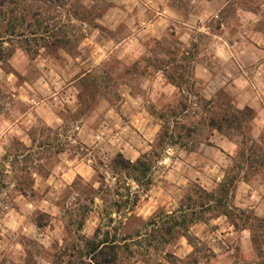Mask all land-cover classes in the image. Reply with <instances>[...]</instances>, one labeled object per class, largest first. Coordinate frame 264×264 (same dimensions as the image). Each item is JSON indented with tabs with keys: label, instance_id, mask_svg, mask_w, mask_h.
Wrapping results in <instances>:
<instances>
[{
	"label": "rangeland",
	"instance_id": "rangeland-1",
	"mask_svg": "<svg viewBox=\"0 0 264 264\" xmlns=\"http://www.w3.org/2000/svg\"><path fill=\"white\" fill-rule=\"evenodd\" d=\"M205 14H210L203 22L207 32L185 27L190 19ZM173 15L176 20L172 19ZM200 26L197 20V27ZM0 37L17 40L26 57L17 56L14 68L8 61L12 60L15 50H0V61H3L0 67L5 68V76L16 77L15 83L0 78V130L14 119L37 116L38 126L30 130L29 138L42 152L58 140L56 130L43 124L49 118V110H54L50 93L57 91V85L58 99L70 97L69 89L76 90L79 107L71 117L76 118L90 112L98 98L123 100L119 90L125 85L134 84L140 90L138 86L148 82L151 91L160 92L161 118L200 116L199 120L189 119L187 124L178 125L179 132L172 136L173 140L195 148L209 129L220 134L217 143L239 139L238 157L227 170L225 180L212 192H206L198 184L191 186L184 193L177 214L169 217L164 211L155 216L152 220L156 225L155 236L147 241L149 247L172 237L180 228L172 224L182 217L188 225L214 210L227 208L234 201L238 183L245 182L256 189L264 187V112L250 104L243 111L234 109L235 95L227 85L221 86L233 67L238 66L240 75L243 72L255 75L264 63V0H0ZM216 38L231 50L227 62L220 60L223 49L212 50ZM16 68L26 75L21 76ZM161 71L163 83L157 78ZM256 80L264 83V74ZM229 83L236 87L231 80ZM169 85L177 88L180 95L174 93L168 97L161 91ZM241 86L244 91L251 87L243 82ZM206 96L212 99H205ZM194 103L198 104L199 112L193 108ZM163 136L168 138L169 133L164 132ZM10 141L15 161L23 155L21 150L25 146L15 137ZM208 147L216 145L209 141ZM219 150L224 153V148ZM29 159L30 155L24 156L25 161ZM3 179L0 172V181ZM4 187L7 185L0 183V188ZM20 191L24 194L23 187ZM256 195L264 198L260 192ZM209 199L216 204L208 206ZM193 206L199 207V212L193 213L195 216L189 213ZM229 216L237 230L245 228L252 235L247 245L235 241L229 246L230 255L225 257L224 264L229 260L231 264H240L244 256L252 257L245 264H258L255 257L264 256V215L239 209L238 213L229 211ZM100 233L101 229L97 228L81 255L97 261L113 260L112 264H123L124 253L132 255L124 243L130 234L121 236L119 229L105 232L102 237ZM93 249L96 252L91 254ZM74 253L75 250L65 255ZM213 257L215 254L209 250L205 261ZM198 262L193 260L190 264Z\"/></svg>",
	"mask_w": 264,
	"mask_h": 264
},
{
	"label": "clouds",
	"instance_id": "clouds-1",
	"mask_svg": "<svg viewBox=\"0 0 264 264\" xmlns=\"http://www.w3.org/2000/svg\"><path fill=\"white\" fill-rule=\"evenodd\" d=\"M208 15L190 19L185 27L207 32L203 22ZM172 19L177 17L173 15ZM197 20L201 22L200 27ZM217 47L224 50L221 62H227L231 50L219 38L212 44V50ZM13 49L15 53L8 63L15 68L13 61L17 56L26 59L23 46L15 39L9 41L7 37H0V50ZM237 67L221 82V86L227 85L235 95L234 109L243 111L245 105L250 104L264 112V83L256 80L264 74V63L255 75L249 72L240 75ZM16 71L21 76L26 75L19 68ZM0 78L12 83L16 80L13 75L5 76L3 67H0ZM157 78L163 83L164 73H157ZM241 82L251 86L248 91L243 90ZM138 87L140 90H136L134 84L125 85L119 90L123 100L98 98L96 106L85 116L71 118L79 107L76 90L69 89L70 97L58 99L60 88L57 85V91L50 93L54 110H49V118L43 124L56 130L58 140L43 152L29 138L30 130L38 126L37 116L14 119L3 125L0 172L5 179L0 183L7 187L0 188V264H94L92 257L81 255V251L85 250L86 242L94 238L97 228L101 229V237L117 229L121 236L130 234L124 243L132 255L124 253L123 264H190L193 260L205 264L209 250L218 254V260L223 259L221 248L212 236L221 244L229 237L248 241L251 231L233 232L229 226V211L238 213L239 209L248 207L237 200L230 201L222 211L214 210L203 219L182 225L169 239L148 246L147 241L155 236L153 218L164 211L169 217L177 214L184 193L193 185H200L206 192L216 189L225 180L241 145L237 138L217 143L220 134L215 129L206 130L195 148L178 143L172 139L179 132L177 126L187 124L189 119L199 120L200 116L161 118L160 92L151 91L148 82ZM161 91L168 97H173L174 93L180 95L171 85ZM192 99L195 101L196 97ZM193 108L200 111L196 103ZM164 132L169 133L168 138L163 136ZM208 132L213 135L209 136ZM11 137L20 139L25 146L21 150L23 155L15 161L14 153L10 152ZM209 141L216 147L209 148ZM219 148H224V153H220ZM29 155L30 159L25 161L24 156ZM117 161L119 168L115 166ZM244 187L252 193L250 201L260 199L257 192L264 195V187ZM207 203L214 206L216 201L209 199ZM162 204L167 207H161ZM198 212V206L189 210L190 214ZM215 225L221 226L223 236ZM209 231L212 236L208 235ZM73 250L74 255H65ZM250 259L252 257L244 256L240 264ZM255 259L258 264H264V256L258 255Z\"/></svg>",
	"mask_w": 264,
	"mask_h": 264
},
{
	"label": "crops",
	"instance_id": "crops-1",
	"mask_svg": "<svg viewBox=\"0 0 264 264\" xmlns=\"http://www.w3.org/2000/svg\"><path fill=\"white\" fill-rule=\"evenodd\" d=\"M219 152L221 153L220 150H219ZM245 185H248V184H246L245 182L238 183L237 189H236V193L234 194V197H233L234 201L239 200L241 203H244V204L248 205V207L241 208V209L253 210L254 215H257V216H258V213H260V212L264 215V198L261 197L256 202L255 201H250L249 200V196H251L252 193L245 190V187H244ZM250 205H252V206H250ZM229 226L231 227L233 232L237 231V229L235 228V226L232 223L229 222ZM215 229L220 232L221 236L224 235V232L221 230V226L220 225H215ZM240 231L243 232V231H247V230L245 228H241ZM208 235L212 236V232L209 231ZM212 239L215 240L216 244L221 248L220 255L223 256V259L218 260V254L213 251V253L215 254V257L210 259V261H205V264H216V263L217 264H224V263H226V258L225 257H227V255H223V254H224V252H227L229 250V246L231 244H233L236 241L237 243L241 242V244L247 245V243L250 242V239H248V241L245 242L242 239L233 240L231 237H229V240L225 244H221L220 241L217 240L215 236H212ZM211 242L212 241H209L208 243H211ZM228 253H230V252L228 251ZM197 264H199V262Z\"/></svg>",
	"mask_w": 264,
	"mask_h": 264
},
{
	"label": "trees",
	"instance_id": "trees-1",
	"mask_svg": "<svg viewBox=\"0 0 264 264\" xmlns=\"http://www.w3.org/2000/svg\"><path fill=\"white\" fill-rule=\"evenodd\" d=\"M224 121H227V120H224ZM212 125H213V123H212ZM117 168H119L120 167V165H119V161H117L116 162V165H115ZM139 171H143V169H140ZM191 216H195V214H191ZM234 226H235V224L234 223H232ZM182 225H185V217H182V220L181 221H177V222H174L173 224H172V226L174 227V228H176V227H181ZM236 227V226H235ZM170 229L171 228H169V229H167V232H169L170 231ZM96 252V249H93L92 250V252H91V254H93V253H95ZM101 254V253H100ZM92 260H94V261H96V264H112L113 262V260L112 261H107V260H104V259H100V260H95V258H92Z\"/></svg>",
	"mask_w": 264,
	"mask_h": 264
}]
</instances>
